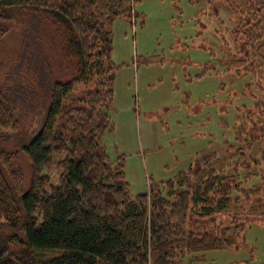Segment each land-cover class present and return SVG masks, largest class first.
Segmentation results:
<instances>
[{
    "label": "trees",
    "instance_id": "obj_1",
    "mask_svg": "<svg viewBox=\"0 0 264 264\" xmlns=\"http://www.w3.org/2000/svg\"><path fill=\"white\" fill-rule=\"evenodd\" d=\"M138 3L0 0V40L11 11H27L57 26L64 53L76 60L75 77L53 83L46 109L38 110L40 123L27 134L19 132L11 89L0 87V264H207L208 252L240 250L254 258L245 224L264 216V84L257 83L264 55H248L254 68L247 73L242 45L250 33L251 45L264 51V0H248L243 8L209 0L215 17L228 13L230 27L228 35L215 31L220 56L209 49L215 65L198 79L209 70L232 85L243 79L242 90L224 88L223 102H201L193 113L209 122L201 108H216L219 136L210 133L209 148L187 169L132 196L124 159H109L102 136L113 130V24L130 21ZM247 99L255 103L248 107ZM11 139L31 164L27 191L18 152L4 148ZM53 167L57 185L45 174ZM225 214L229 221L216 223Z\"/></svg>",
    "mask_w": 264,
    "mask_h": 264
},
{
    "label": "rangeland",
    "instance_id": "obj_2",
    "mask_svg": "<svg viewBox=\"0 0 264 264\" xmlns=\"http://www.w3.org/2000/svg\"><path fill=\"white\" fill-rule=\"evenodd\" d=\"M224 1L240 8L248 4V0ZM11 13L5 24L7 33L0 40V87L11 89L19 132L27 134L40 123L38 110L46 109L53 83L75 77L76 60L64 53L61 31L48 18L17 9ZM220 14L213 15L209 0H139L130 21H114L111 61L118 68L114 99L108 110L113 130L102 136V143L111 161L124 159L132 196L146 193L151 182H164L187 169L197 154L209 148L213 141L210 133L219 136L222 130L217 127L220 118L216 117V108H201L208 113L209 122L206 116L193 113L201 102H223L224 88L226 92L231 87L242 90L243 79L232 85L209 70L198 79L204 68L215 65L210 50L220 56L215 31L228 35V13L223 10ZM248 35H243L248 46L242 45L246 53L242 56L247 58L250 73L254 67L249 65L248 55L261 56L264 51L251 45L254 39ZM253 74L249 78L254 79L253 90L258 94L254 85L258 76ZM257 83L264 84V78ZM247 100L248 107L255 103ZM4 148L18 152L27 191L32 176L29 158L15 139L7 141ZM59 159L61 156L55 163ZM45 174L51 185L58 184L59 170L53 167ZM227 216L214 219L216 223L228 222ZM245 225L249 227L246 240L254 248V258L245 250L212 251L206 253L207 264H264V216L251 217Z\"/></svg>",
    "mask_w": 264,
    "mask_h": 264
}]
</instances>
